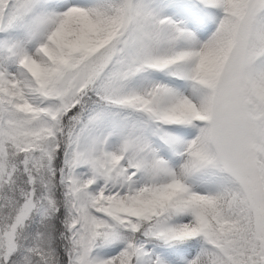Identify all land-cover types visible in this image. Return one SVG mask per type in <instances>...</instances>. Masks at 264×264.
Instances as JSON below:
<instances>
[{
    "label": "snow or ice",
    "instance_id": "6c2138e0",
    "mask_svg": "<svg viewBox=\"0 0 264 264\" xmlns=\"http://www.w3.org/2000/svg\"><path fill=\"white\" fill-rule=\"evenodd\" d=\"M0 264H264V0H0Z\"/></svg>",
    "mask_w": 264,
    "mask_h": 264
}]
</instances>
